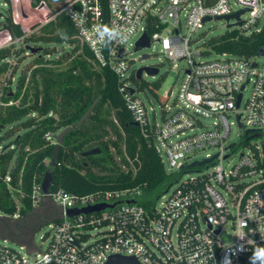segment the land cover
<instances>
[{
	"label": "built area",
	"instance_id": "obj_1",
	"mask_svg": "<svg viewBox=\"0 0 264 264\" xmlns=\"http://www.w3.org/2000/svg\"><path fill=\"white\" fill-rule=\"evenodd\" d=\"M39 7L47 8L45 3ZM65 10L81 42L118 76L119 90L147 145L174 180L156 198L158 205L153 200L144 205L140 187L80 196L63 190L43 195L38 186L35 210L46 208V201L58 210L45 209L47 217L37 222L41 229L53 221L42 238L45 249L35 244L38 229L25 228L27 242L16 241L28 254L38 251L37 256L28 258L5 237L0 240V264H106L114 255L133 256L140 264H252L264 257V139L252 143L264 137V63L257 61L259 55L229 52L202 59L210 49H202L195 37L206 21L241 10L239 19L227 20L239 28L237 35L261 31L264 0H234V5L231 0H72ZM98 25L118 34L101 35ZM149 27L158 29L148 34L150 47L158 45L181 72L164 94L159 81V96L145 86L144 76L138 80L134 60L127 56L134 37L136 48ZM3 30L8 41L0 47L24 46V37ZM7 60L13 66L16 54ZM150 66L160 73L158 64ZM150 94L161 101L160 115ZM234 124L239 137L231 140ZM238 144L244 147L238 150ZM210 148L215 151L195 158ZM216 154L203 166L189 167ZM233 155L236 162L225 165ZM116 202L98 212L68 216L73 208ZM10 218L20 219L19 212Z\"/></svg>",
	"mask_w": 264,
	"mask_h": 264
},
{
	"label": "trees",
	"instance_id": "obj_2",
	"mask_svg": "<svg viewBox=\"0 0 264 264\" xmlns=\"http://www.w3.org/2000/svg\"><path fill=\"white\" fill-rule=\"evenodd\" d=\"M71 1L32 0L34 6L45 3L50 12L38 32L26 33L11 16L3 23L4 29L24 37V46L0 47V74L10 69L11 75L18 74L21 57L32 52L29 46L38 48L39 65L30 77L23 71L15 81L9 77L8 88L0 87V133L12 126L7 135L15 136L3 147L0 136V212L6 218L17 212L20 218H27L35 211L34 192L49 168L53 172L52 192L63 190L81 196L140 187L148 197L142 201L144 205L151 204L174 180L157 151L147 145L119 90L118 76L110 67L100 65L91 48L78 38L77 27L65 10ZM156 30L149 27L147 32L152 35ZM65 45L71 49H64ZM209 45L207 53L212 48L218 53L257 55L264 48V26L251 35L238 36L235 32L212 37ZM14 54L18 63L10 66L7 59ZM47 56L55 59L48 61ZM145 86L158 95L161 82H147ZM11 101L14 103L9 104ZM94 103L88 118L77 125ZM74 124L52 166L55 136ZM93 148H101V153L82 156ZM28 226L38 229L36 221ZM17 241L27 242L26 238Z\"/></svg>",
	"mask_w": 264,
	"mask_h": 264
},
{
	"label": "rangeland",
	"instance_id": "obj_3",
	"mask_svg": "<svg viewBox=\"0 0 264 264\" xmlns=\"http://www.w3.org/2000/svg\"><path fill=\"white\" fill-rule=\"evenodd\" d=\"M231 2L234 5V0H231ZM5 3H6L5 0H0V31H1L0 32V46L4 45L8 41L7 33L2 32V30L4 29L3 23L8 16H11L12 18L16 16L18 22L23 27V29L26 31H30V32H33V31L38 32L39 27H40L39 25L46 23L49 19L50 12L48 8L34 6L32 0H9L7 5ZM238 29L239 28L237 26L228 27V22L226 19H222V18L215 19L214 18V19H210L206 21L195 37L199 39L198 45L202 49L203 48L209 49L210 48L209 41L212 37H219L224 34L235 33V32H238L237 31ZM234 30L236 31L234 32ZM137 37L138 36H135L133 39L134 44L128 45V48H127L128 58L134 60L133 69H139L140 67L146 66V65L158 64L160 67V73L158 75H156L155 77H152L144 73L143 78L146 82H151V83L155 81H162V87L160 90V94H164L167 90L173 87L174 83H177L178 80L180 79L181 72H179V67L176 66L174 63H171L170 61H168L165 58L164 54L162 53L160 47L156 44L152 47H146V48L136 50L134 45H135V41ZM64 49L70 50L71 46L65 45ZM145 53L149 54V58L143 60L142 56ZM218 56H221V55L211 48V53L208 56L203 57L202 59L216 58ZM21 58H22L21 60L22 62L21 61L19 62L20 67L18 70V74L15 73L11 75L12 69H10L6 73L0 74V82H1L0 87L8 88L7 82H8L9 77L13 78L12 80L15 81L17 77L19 76V73L23 71L24 73H26L28 77H30L32 70L39 66L36 63L37 55L35 53H32V52L25 53L24 57H21ZM46 59H49L48 61H53L55 58L54 56H47ZM257 61L263 64L264 56H258ZM16 63H18V59L15 61V64ZM184 64H185L184 61L180 62V65H184ZM9 73L11 76L9 75ZM1 93H2V90H0V97H1ZM6 94L7 93L5 92V96ZM141 96L147 100L146 95L143 94ZM148 97L151 98L152 104L155 107L157 114L160 115V112L162 109L161 101L157 98H154L153 95L151 94ZM13 103L14 101H11L9 104H13ZM1 105L2 104H0V106ZM11 127L12 126H7L3 128L0 133V136L2 137V143H1L2 147L9 144L15 137L13 135H9V136L7 135ZM238 134L239 132L237 130L236 124H234L232 126V134H231L230 139L231 140L238 139L239 137ZM263 139L264 137H260L257 141L253 140L252 143L260 142ZM236 147L238 150H241L244 147V145L238 144ZM214 151H215V148H210L204 152L198 153L195 156V158L200 159V158L206 157L208 153H213ZM236 158H237L236 155H233L229 160L224 162L225 165H228V166L232 165L233 163L236 162ZM15 161L16 159H13L12 163L14 164ZM174 173L176 174L178 173V171H174ZM146 198H148L146 197V195L142 196V199H146ZM152 204L158 205L159 203L154 198ZM45 207L46 208L44 209L38 208L32 214H30L27 218L22 217L20 219H14V218H9V217L6 218L0 212V240L3 242L4 241L3 238L5 237L8 238V241H7L8 245L18 250H21V252L24 255H27V257L30 259L37 256V254L39 253L38 251L28 254L26 249H20V244L16 240L23 239V238H26V240L29 239L30 233L26 231L25 228H29L28 225H30V222L35 223V221L38 222L41 218L45 217L46 216L44 212L45 209L48 210L49 213L53 212L54 214H56L58 212L57 208L49 206L48 201H46ZM51 224H53V221L51 223H45L41 229H38L36 231L34 241H35V244L42 250H44L46 246V244L41 246V243L43 241L42 239L43 235L53 228ZM17 226L22 228L21 231L17 228L16 230L17 233L16 234L12 233L10 229L14 231V229H16Z\"/></svg>",
	"mask_w": 264,
	"mask_h": 264
},
{
	"label": "water",
	"instance_id": "obj_4",
	"mask_svg": "<svg viewBox=\"0 0 264 264\" xmlns=\"http://www.w3.org/2000/svg\"><path fill=\"white\" fill-rule=\"evenodd\" d=\"M244 10H241L239 12H236L232 15H226L225 19L226 20H230V18L232 17H237L238 19L240 18V14L243 12ZM221 17H218V19H220ZM209 18H206L205 20H208ZM234 24L229 23L228 27H232ZM151 43H150V36L148 35V33H144V35L141 37V39L136 43V50L142 49V48H146V47H150ZM29 49L32 50L33 53L38 51V48H35L33 46H29ZM123 53V50H121V55ZM257 55L259 56H264V48H260L258 50ZM149 58V54L145 53L142 56V59H148ZM144 72H146L149 76H156L159 73V68L157 67H153L150 65H146V66H142L137 70V78L138 80H141L143 77ZM242 98V94L239 95L238 98V104L240 103ZM95 103L89 108V110L81 117V119L76 123L77 125H82L83 122L88 118L89 114L92 112V109L94 107ZM75 128V124L71 125L67 128H65L64 130H62L59 134H57L56 137V149L54 152V155L52 157L51 160V165L54 166L56 164L59 152H60V148L64 142V137L66 134H68L71 130H73ZM101 153V148H93L90 150H87L85 152L82 153L83 157L86 156H90V155H97ZM218 156V154L214 155L212 158H208V159H204L201 161H195L193 163H191L189 165V167H194V166H203L205 163L211 162L212 160H214L216 157ZM52 177H53V172L52 169L49 168L47 170V172L45 173L42 182H41V192L43 195H48L50 194L51 191V183H52ZM134 200L130 199L127 200V202H133ZM116 203H97L94 205H90V206H86V207H82V208H73L70 209L68 212V216L69 217H73L75 215H78L80 213H90V212H98L101 210H104L106 208H111L114 207ZM50 264H56V263H50ZM106 264H140V262L133 256H119V255H114L111 256L109 258V260L107 261ZM252 264H264V257L258 259V260H254L252 262Z\"/></svg>",
	"mask_w": 264,
	"mask_h": 264
},
{
	"label": "clouds",
	"instance_id": "obj_5",
	"mask_svg": "<svg viewBox=\"0 0 264 264\" xmlns=\"http://www.w3.org/2000/svg\"><path fill=\"white\" fill-rule=\"evenodd\" d=\"M97 29L101 30V35L108 34L111 37H115L118 34L117 29L110 28L106 25H98Z\"/></svg>",
	"mask_w": 264,
	"mask_h": 264
},
{
	"label": "flooded vegetation",
	"instance_id": "obj_6",
	"mask_svg": "<svg viewBox=\"0 0 264 264\" xmlns=\"http://www.w3.org/2000/svg\"><path fill=\"white\" fill-rule=\"evenodd\" d=\"M17 228H18L20 231H21V229H22V228H20L19 226H17V227H16V229H14V231H13V230H11V229H10V231H11L12 233L16 234V233H17V231H16V230H17Z\"/></svg>",
	"mask_w": 264,
	"mask_h": 264
}]
</instances>
